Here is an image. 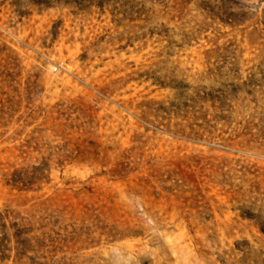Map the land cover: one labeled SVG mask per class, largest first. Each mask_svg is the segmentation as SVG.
<instances>
[{
    "label": "rangeland",
    "instance_id": "obj_1",
    "mask_svg": "<svg viewBox=\"0 0 264 264\" xmlns=\"http://www.w3.org/2000/svg\"><path fill=\"white\" fill-rule=\"evenodd\" d=\"M0 264H264V0H0Z\"/></svg>",
    "mask_w": 264,
    "mask_h": 264
}]
</instances>
